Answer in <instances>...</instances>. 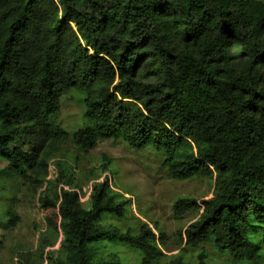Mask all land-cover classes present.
Masks as SVG:
<instances>
[{"label": "trees", "instance_id": "16d2710c", "mask_svg": "<svg viewBox=\"0 0 264 264\" xmlns=\"http://www.w3.org/2000/svg\"><path fill=\"white\" fill-rule=\"evenodd\" d=\"M71 93L85 121L72 137L58 125ZM70 139L82 152L106 141L150 149L172 179L209 180L210 199L174 204L176 218L200 211L180 247L259 264L264 0H0V181L13 174L39 197V264H125V250L139 264H190L167 258L157 225L126 222L132 200L108 179L88 208L66 164L49 180L50 149Z\"/></svg>", "mask_w": 264, "mask_h": 264}, {"label": "rangeland", "instance_id": "374dc122", "mask_svg": "<svg viewBox=\"0 0 264 264\" xmlns=\"http://www.w3.org/2000/svg\"><path fill=\"white\" fill-rule=\"evenodd\" d=\"M83 114L80 97L75 93L66 95L62 99L58 125L72 137L85 125ZM49 158V180L55 181L59 176L58 163L66 164L76 185L82 189V203L86 208L89 207L93 185L108 179L113 191L132 200L128 224L146 223L155 232L157 225L166 234L164 253L167 258L182 255L190 264H195L198 255L204 252L207 264L231 263L230 258L222 256L209 244L197 249L179 245L178 233L197 220L200 211L193 210L176 218L174 204L180 198H191L199 203L210 199L213 183L209 180H174L162 168L155 152L133 149L122 141L102 142L95 149L82 152L70 139L51 148ZM5 166L0 159V169ZM38 198L17 176L10 174L1 179L0 264H39V237L46 230V224ZM8 215L17 220L9 224ZM58 248L59 245L55 250ZM123 258L125 264H139L138 256L130 250H125ZM259 264H264V258Z\"/></svg>", "mask_w": 264, "mask_h": 264}]
</instances>
